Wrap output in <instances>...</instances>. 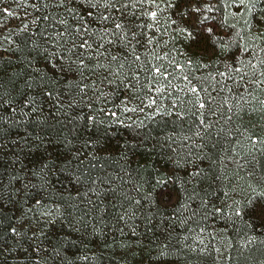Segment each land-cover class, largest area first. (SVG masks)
Returning <instances> with one entry per match:
<instances>
[{"label":"trees","instance_id":"1","mask_svg":"<svg viewBox=\"0 0 264 264\" xmlns=\"http://www.w3.org/2000/svg\"><path fill=\"white\" fill-rule=\"evenodd\" d=\"M13 13L0 264H264V0H0Z\"/></svg>","mask_w":264,"mask_h":264},{"label":"rangeland","instance_id":"2","mask_svg":"<svg viewBox=\"0 0 264 264\" xmlns=\"http://www.w3.org/2000/svg\"><path fill=\"white\" fill-rule=\"evenodd\" d=\"M22 5L20 4H14V7H21ZM14 13L11 15V17H7L5 19H2L3 17H0V24L6 26L7 23L10 22L11 19H13ZM0 25V27H1ZM168 203L172 202L174 199V195L171 192H167V195H165ZM209 237H212L211 239H209ZM215 237V238H213ZM219 237H221L220 235H215L214 233L210 235H207L206 233H204L201 230H197L194 231L192 233V236L189 238L190 244L193 246V248L195 249H202V251H204L206 244L212 243V245L214 246V255L215 257H218L219 255H221L222 252V245L221 243H218V239Z\"/></svg>","mask_w":264,"mask_h":264}]
</instances>
